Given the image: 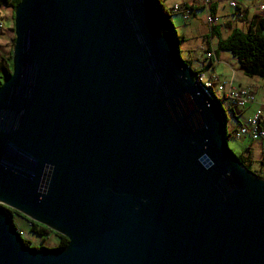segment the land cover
Instances as JSON below:
<instances>
[{"label":"water","instance_id":"95a60500","mask_svg":"<svg viewBox=\"0 0 264 264\" xmlns=\"http://www.w3.org/2000/svg\"><path fill=\"white\" fill-rule=\"evenodd\" d=\"M12 15L0 264H264V178L228 148L152 0H19ZM6 208L66 244L25 245Z\"/></svg>","mask_w":264,"mask_h":264},{"label":"trees","instance_id":"16d2710c","mask_svg":"<svg viewBox=\"0 0 264 264\" xmlns=\"http://www.w3.org/2000/svg\"><path fill=\"white\" fill-rule=\"evenodd\" d=\"M19 0H0V5L10 6L11 7V19H12V10L15 6V4ZM153 5L157 11V21L156 24H158V21L160 18H163L165 20V23L161 24L160 30H167L171 33L173 40L179 44L180 40L183 39L182 36H179L175 32V28L173 24L171 23L169 16V10L165 8L164 4L161 0H152ZM182 8L189 9L185 4H183ZM171 9V7H170ZM191 9V7H190ZM172 11V9H171ZM176 15H179L180 12H173ZM215 24L210 26V30L214 31L217 35V41H216V49L220 51H226L237 63L238 69L245 75V76H258L261 78H264V8L260 12L254 14L250 20L247 22V25L244 29L234 27L232 29H229L228 34L221 38L217 31L215 30ZM13 43V39H12ZM211 54V53H210ZM209 57L207 58L209 61L207 64L203 65L202 63L199 64V68L197 69L191 66L186 60L182 59L184 63L189 65L195 73L204 72L205 68L207 66H211V59ZM11 68V61H10V51L7 54H3L0 52V83L2 82L3 78L10 72ZM212 99L219 103L218 99L210 93ZM225 99V98H224ZM228 104V103H227ZM229 111L231 112L232 116L233 111L231 107H228ZM223 112V110H222ZM222 114V120L224 122V137L227 140L228 138H234L229 133L225 131L226 121L227 117ZM239 124V122H238ZM239 162L248 170H250L252 173H254L257 176H264L262 172V168H264V156L261 157V160L257 162V168L253 169L252 164L254 162L253 155L251 154L250 148L248 146L241 149L237 154H235ZM8 213L11 214L12 224L17 232H21L18 226L14 223V216L19 217L20 219L23 218L25 223L28 225L29 232L38 235L40 237L47 236L49 234H53L57 237V243L56 247H63L67 240L64 236H61L58 233L53 232L48 227L39 224L37 222H34L32 220H29L23 216H21L17 211L11 208H6ZM22 217V218H21ZM21 236V235H20ZM22 238V237H21ZM22 241L25 245H30V241L27 239L22 238ZM42 247V246H39ZM34 247V248H39Z\"/></svg>","mask_w":264,"mask_h":264},{"label":"rangeland","instance_id":"374dc122","mask_svg":"<svg viewBox=\"0 0 264 264\" xmlns=\"http://www.w3.org/2000/svg\"><path fill=\"white\" fill-rule=\"evenodd\" d=\"M162 3L164 4L165 8L169 10L170 16L169 19L171 21V23L173 24L176 32H182L186 37H187V42L188 44H190L191 47L196 46V48L199 45L200 42V47H204L205 45V39L203 38V35L206 33V30H208V25L207 23L204 21H199L195 18H191V23L187 24L185 26H183L182 23V18L180 15H176L175 13H172L171 9H170V4L175 1V0H161ZM249 9H251L249 7ZM224 10V15L221 16V18H218V22L219 23H228V27L226 26H222L221 27V36L224 37L228 31H229V27L230 29L237 27L241 29H244L246 27V24L244 25L243 21L238 20V18H235L234 13L232 12V9L229 8L227 6V4L225 3V7L223 8ZM200 14L201 11H197L196 15L198 16V18H200ZM165 23V20L163 18H160V20L158 21V27H161V24ZM12 26H13V22L11 19V7L10 6H5V5H0V52L3 54H7L12 47V39H13V32H12ZM8 27V28H6ZM201 34H203L201 36ZM212 42V46H216V38L215 36L212 37L211 39ZM181 47L179 46V54L180 57L182 59H184L183 53L181 52ZM205 52L203 50V52H201L199 54L200 59L201 57L204 55L205 56ZM222 54L227 53L226 51L224 52H220ZM228 54V53H227ZM233 59V58H232ZM234 60V59H233ZM231 60V64L232 66V70L234 71V73L236 72L237 75L241 74L242 72L238 69L237 67V63L235 62V60L233 61ZM195 64H198L197 62ZM224 63L220 62L218 64H216L215 66V71L213 73L218 74V76L222 79L223 75H228L230 73V70L225 71V66L223 65ZM230 67H227V69H229ZM229 72V73H228ZM205 73V70H204ZM264 91V89H260L259 93L262 94V92ZM216 95V98L219 101V104L223 110V112L225 113L226 117H227V124L228 127H235L238 125V122H242L243 119L246 116H250L253 112V110L248 109V107H244L242 108H238V107H232V111L235 114V118L232 116L231 112L229 111V105L227 104V101L223 98L221 92H216L214 90L213 92ZM239 114H241V116H238ZM244 116V118H242ZM259 143V144H258ZM226 144L228 146V148L234 153L237 154L241 149H243L244 147L248 146L250 148L251 154L253 155V164H252V168L255 169L257 168V162L259 160H261V157L264 156V140H257V141H250L248 138H228L226 140ZM262 172L264 174V168H262ZM262 177V176H260ZM264 178V176H263ZM22 218V217H21ZM14 223L16 226H18V228L20 229V235L22 238L27 239L30 241V247H39V246H43V247H56V243H57V237L53 234H49L47 236L44 237H40L38 235H35L31 232H29L28 230V225L25 223V221L22 219H20L17 216H14Z\"/></svg>","mask_w":264,"mask_h":264},{"label":"crops","instance_id":"0c3cea01","mask_svg":"<svg viewBox=\"0 0 264 264\" xmlns=\"http://www.w3.org/2000/svg\"><path fill=\"white\" fill-rule=\"evenodd\" d=\"M228 1L229 0H211V4L209 7V13H211L213 16H215L216 20H218V18H221V16L224 15L223 8L225 7V3L227 4ZM235 1L237 3V6L239 7V9L231 8L228 6V4H227V6L232 9V12L234 13L235 18H238V20L244 22V25L245 24L247 25V22L250 20V18L254 14L259 12L257 9V3L260 2L261 0H235ZM262 1L264 2V0H262ZM174 3L185 4L189 8L187 16L184 17L182 13L179 14L182 18L183 26L190 24L191 18H195L199 21H201V19H202V21H204L205 10L201 6V3L199 1H196V0H175L170 4V6ZM190 7H191V9H190ZM249 7L251 9H249ZM197 11H201L200 18H198V16L196 15ZM215 25H216L215 30L217 31L219 36L221 38H223L220 34L221 33V27L222 26L228 27V23H219L217 21V23ZM6 28H8V27H6ZM229 29H230V27H229ZM175 32H176V30H175ZM176 34L183 37V39H181L179 44H178V48H179V46L181 47L180 50L183 53L184 60H186L191 66L199 68L200 63H202L203 65L207 64L209 60L204 55L200 59L199 54L201 52H203V50L209 51L211 53L210 59H211L212 64H211V66H207L205 68V74L207 76H209V75L218 76V74L213 73V72L215 71L216 64L222 62V63H224L223 65L226 67L225 71L230 70V73L228 72L229 73L228 75H223L222 79L229 80L231 78V84L232 85L246 87L252 92L253 100L248 105H246L248 107V109L254 110L259 105L264 104V91L262 92V94L259 93L260 89H264V78H261L258 76L248 77V76H245L243 73H241L239 75H237L236 72L234 73V71L232 70L233 65L231 64L232 63L231 60H233L232 57L227 53H225V54L220 53V52H224V51L217 50L216 46H212L211 39H212V37L215 36L216 41H217V35L215 34L214 31L210 30V27H208V30H206V33L204 35L201 34V36L203 35V38L205 39L204 47L203 46L200 47V42H199V45L197 48H196V46L191 47L190 44H188V42H187V37L182 32H178V33L176 32ZM196 62L198 64H195ZM227 67H230V68L227 69ZM233 115L235 116V114H233ZM238 116H241V114H239ZM242 118H244V116Z\"/></svg>","mask_w":264,"mask_h":264},{"label":"built area","instance_id":"2783aa9c","mask_svg":"<svg viewBox=\"0 0 264 264\" xmlns=\"http://www.w3.org/2000/svg\"><path fill=\"white\" fill-rule=\"evenodd\" d=\"M196 1H199L205 10L204 20L208 27L216 24V17L209 13L211 0ZM227 4L231 8L239 9L235 0H229ZM182 6L183 4L181 3H174L171 5V9L173 12L182 13L185 17L188 14V9L182 8ZM263 8L264 2L261 0L257 3V9L260 12ZM209 54L210 52L206 51L205 57L208 58ZM196 78L202 87L215 97L216 95L213 93L214 90L216 92H221L223 98H225L231 108H244L253 100L252 92L246 87L232 85L231 78L225 80L216 75L207 76L204 72L196 73ZM225 131L237 139L248 138L250 141L264 140V104L255 108L250 116H246L243 121L241 123L239 122L235 127H228L226 122Z\"/></svg>","mask_w":264,"mask_h":264}]
</instances>
